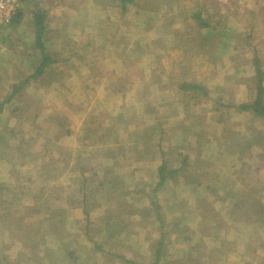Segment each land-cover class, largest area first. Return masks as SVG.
Here are the masks:
<instances>
[{
    "label": "rangeland",
    "instance_id": "obj_1",
    "mask_svg": "<svg viewBox=\"0 0 264 264\" xmlns=\"http://www.w3.org/2000/svg\"><path fill=\"white\" fill-rule=\"evenodd\" d=\"M198 1L199 50L79 0L0 29V264H264V0Z\"/></svg>",
    "mask_w": 264,
    "mask_h": 264
},
{
    "label": "crops",
    "instance_id": "obj_2",
    "mask_svg": "<svg viewBox=\"0 0 264 264\" xmlns=\"http://www.w3.org/2000/svg\"><path fill=\"white\" fill-rule=\"evenodd\" d=\"M81 4H84L85 11L84 12V18L85 20L79 22V27L82 28L84 26H90V22L93 20V12L94 10H101L102 12V18L99 19L104 23L105 25L109 26L108 21L110 20L111 13L106 12L107 10H110L113 12L114 5L119 6V9L116 10L123 13V15L119 18L122 19V21L131 22L130 25L133 27H136L135 29L138 30L143 28L142 33L145 34L147 31L152 27H166V30H163L162 32L165 33L168 31V35L170 36L167 40L170 42H177V40L180 41L183 40V36H186L187 31L184 26H191L193 28H199V29H193L192 34H190V39L188 40L190 42H193L196 44L197 50H199V46L197 45L200 41V36H205L203 40H210V37L213 35L210 31L201 29L204 26L209 27H219L229 24H225L221 21V15L220 10H222V6H216L211 5L213 7L211 10L204 9V5H201L198 0H79ZM101 2L104 4V6H98L96 2ZM201 1V0H200ZM209 2L210 0H206ZM212 2V1H210ZM96 3V6H95ZM212 4V3H210ZM210 6V5H209ZM208 6V7H209ZM109 7V8H108ZM197 7V8H196ZM199 7L201 10H199ZM207 7V9H209ZM262 7L259 6V8ZM71 9V7H69ZM73 9V8H72ZM208 12V13H207ZM94 22V21H93ZM126 25V23H124ZM122 26V25H119ZM174 28H176L174 30ZM154 29V28H152ZM80 30V29H79ZM145 36V35H144ZM217 36V34L213 35ZM175 37H178L177 40ZM212 37V38H213ZM125 41H132L135 42L137 39L136 34L131 33L128 35L123 36ZM121 39H117L116 41H122ZM135 40V41H134ZM220 39H218L219 41ZM75 53V52H73ZM76 57L77 54H75ZM82 59V57H81Z\"/></svg>",
    "mask_w": 264,
    "mask_h": 264
},
{
    "label": "trees",
    "instance_id": "obj_3",
    "mask_svg": "<svg viewBox=\"0 0 264 264\" xmlns=\"http://www.w3.org/2000/svg\"><path fill=\"white\" fill-rule=\"evenodd\" d=\"M26 1H29V0H26ZM22 7H23V4H22ZM22 7H21V9H22ZM21 9L19 10L18 14L13 18V20L11 21L9 26L17 27L18 25L21 24V18L23 16ZM43 19H44V13L41 16H39V15L36 16L35 22L33 21V23L35 24V27H36V43L39 44L40 48H41L42 34L46 30V26L44 24ZM1 29H3V28H1ZM43 57H44L45 61L40 65L39 70L36 72V74L34 76H37L38 74H40L41 71L45 68V66L48 63V60H47V57L45 56V54ZM254 63H256V65H257V72H258V77H259L258 84L260 85V82L262 81V73H261L260 67L258 65L257 58L254 59ZM262 93H263V90H262V88H260V90L258 92L257 100L255 101V103L251 106H245L244 105V106H242V109H245V110L251 109L254 112H256L258 115L264 116V106L262 105ZM162 177H163V174H162Z\"/></svg>",
    "mask_w": 264,
    "mask_h": 264
},
{
    "label": "built area",
    "instance_id": "obj_4",
    "mask_svg": "<svg viewBox=\"0 0 264 264\" xmlns=\"http://www.w3.org/2000/svg\"><path fill=\"white\" fill-rule=\"evenodd\" d=\"M25 0H0V29L10 25Z\"/></svg>",
    "mask_w": 264,
    "mask_h": 264
}]
</instances>
